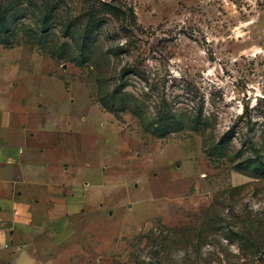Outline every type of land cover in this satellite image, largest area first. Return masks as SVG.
I'll use <instances>...</instances> for the list:
<instances>
[{"label": "rangeland", "instance_id": "1", "mask_svg": "<svg viewBox=\"0 0 264 264\" xmlns=\"http://www.w3.org/2000/svg\"><path fill=\"white\" fill-rule=\"evenodd\" d=\"M1 23L0 89L58 117L94 196L56 264H264V0H0Z\"/></svg>", "mask_w": 264, "mask_h": 264}, {"label": "crops", "instance_id": "2", "mask_svg": "<svg viewBox=\"0 0 264 264\" xmlns=\"http://www.w3.org/2000/svg\"><path fill=\"white\" fill-rule=\"evenodd\" d=\"M15 105L0 89V264H56L72 253L75 222L94 196L66 149L52 155L60 143L48 136L65 131L58 117Z\"/></svg>", "mask_w": 264, "mask_h": 264}, {"label": "trees", "instance_id": "3", "mask_svg": "<svg viewBox=\"0 0 264 264\" xmlns=\"http://www.w3.org/2000/svg\"><path fill=\"white\" fill-rule=\"evenodd\" d=\"M0 26L2 27L3 26V24L1 23L0 24ZM100 102L103 104V106H104V103H103V101L102 100H100Z\"/></svg>", "mask_w": 264, "mask_h": 264}]
</instances>
